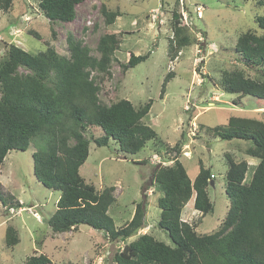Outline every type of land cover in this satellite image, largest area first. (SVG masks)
Instances as JSON below:
<instances>
[{
  "label": "rangeland",
  "instance_id": "374dc122",
  "mask_svg": "<svg viewBox=\"0 0 264 264\" xmlns=\"http://www.w3.org/2000/svg\"><path fill=\"white\" fill-rule=\"evenodd\" d=\"M102 5L119 11L112 24L106 23ZM174 11L180 12L192 43L172 59L169 46L174 37ZM262 13L258 0H83L76 5L74 20L68 22L47 18L37 0H13L9 10H0V57L10 43L34 53L53 47L68 55V35L81 39L93 55L100 56L97 45L101 36L113 34L117 43L111 74L98 76L99 97L106 104L128 99L136 107L152 101L143 122L158 134L140 152L127 154L113 140L98 146L95 139L103 133L99 127L89 126L85 131L91 141L90 153L80 171L98 191L115 187L116 200L109 209L115 225L130 221L137 203L146 199L145 226L126 240H112L88 224L54 232L48 220L57 209L60 192L47 188L34 174L36 143L31 142L24 151H10L0 167V182L23 207H7L0 200V264H25L35 253L48 255L53 264H117L115 253L140 234L152 233L171 243L168 233L157 225L161 193L152 176L156 165H172L176 159L192 179L200 163L211 168L214 184L207 190L213 212L203 215L196 210L193 197L183 218L199 224V233L214 232L230 205L227 154L249 162L246 181L259 163L246 153L250 141L220 139L210 127L226 124L231 116L264 120L262 100L227 92L221 84L225 70L242 68L256 74L240 60L235 47L239 34L255 29L256 16ZM145 53H151L147 60L124 68L131 54ZM10 225L18 229L20 242L15 245L6 242Z\"/></svg>",
  "mask_w": 264,
  "mask_h": 264
},
{
  "label": "trees",
  "instance_id": "16d2710c",
  "mask_svg": "<svg viewBox=\"0 0 264 264\" xmlns=\"http://www.w3.org/2000/svg\"><path fill=\"white\" fill-rule=\"evenodd\" d=\"M37 1L47 18L68 22L74 20L76 5L83 0ZM258 2L263 13L256 16V28L242 31L235 47L240 60L256 74L242 68L225 70L221 84L227 92L264 102V0ZM12 4L13 0H0V10H9ZM101 11L107 24L120 14L105 5ZM173 29L169 46L172 59L192 43L178 11L173 14ZM116 43L113 34L102 35L97 45L100 56H96L81 39L68 35V55L53 47L34 53L10 43L0 57V167L10 151H24L31 142L36 143L34 174L47 188L60 192L57 209L48 220L57 233L88 224L112 240H126L145 226V198L137 203L131 220L117 227L109 215L116 200L115 187L98 191L80 171L90 153L91 141L85 132L89 126L103 132L95 139L98 146L113 140L127 154L140 152L158 136L153 127L143 122L152 101L136 107L128 99L106 104L99 97L97 78L111 74ZM150 54H131L124 68L135 67ZM20 68L26 71L20 72ZM210 128L223 140L250 141L246 153L259 159L251 180L246 181L249 162L237 161L227 154L225 175L230 205L225 219L214 232L203 234L197 231L199 224L182 217L193 197L196 210L203 215L213 212L207 190L214 178L211 168L200 163L192 179L178 159L172 165L158 164L152 176L161 193L157 198L161 209L157 225L168 233L171 243L152 233L140 234L115 253L117 264H264V120L231 116L226 124ZM0 200L7 207H23L1 182ZM6 242H20L18 229L12 225L6 229ZM25 264L53 262L48 255L35 253L28 256Z\"/></svg>",
  "mask_w": 264,
  "mask_h": 264
},
{
  "label": "crops",
  "instance_id": "0c3cea01",
  "mask_svg": "<svg viewBox=\"0 0 264 264\" xmlns=\"http://www.w3.org/2000/svg\"><path fill=\"white\" fill-rule=\"evenodd\" d=\"M190 201H191V200H190ZM186 205H187V204H186ZM186 205H185V206H186ZM184 208H185V207H184ZM183 211H184V209H183ZM182 217H184L183 214H182ZM183 219H184V218H183ZM184 220H185V219H184ZM186 221H188V220H186Z\"/></svg>",
  "mask_w": 264,
  "mask_h": 264
},
{
  "label": "water",
  "instance_id": "95a60500",
  "mask_svg": "<svg viewBox=\"0 0 264 264\" xmlns=\"http://www.w3.org/2000/svg\"><path fill=\"white\" fill-rule=\"evenodd\" d=\"M211 184H214V181L213 180H211Z\"/></svg>",
  "mask_w": 264,
  "mask_h": 264
}]
</instances>
